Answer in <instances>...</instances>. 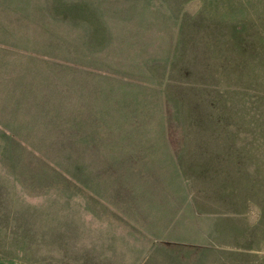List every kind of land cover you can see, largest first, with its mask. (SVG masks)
I'll list each match as a JSON object with an SVG mask.
<instances>
[{
  "label": "rangeland",
  "instance_id": "rangeland-1",
  "mask_svg": "<svg viewBox=\"0 0 264 264\" xmlns=\"http://www.w3.org/2000/svg\"><path fill=\"white\" fill-rule=\"evenodd\" d=\"M6 1L0 264H264V0Z\"/></svg>",
  "mask_w": 264,
  "mask_h": 264
},
{
  "label": "crops",
  "instance_id": "crops-1",
  "mask_svg": "<svg viewBox=\"0 0 264 264\" xmlns=\"http://www.w3.org/2000/svg\"><path fill=\"white\" fill-rule=\"evenodd\" d=\"M6 2H7L6 0H0V9H2V14H6L7 13Z\"/></svg>",
  "mask_w": 264,
  "mask_h": 264
}]
</instances>
